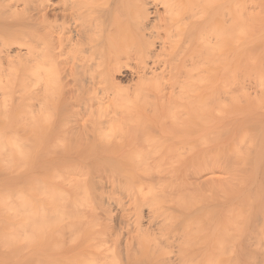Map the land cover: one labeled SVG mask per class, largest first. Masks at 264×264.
<instances>
[{
    "label": "bare ground",
    "instance_id": "obj_1",
    "mask_svg": "<svg viewBox=\"0 0 264 264\" xmlns=\"http://www.w3.org/2000/svg\"><path fill=\"white\" fill-rule=\"evenodd\" d=\"M38 2L0 0V264H264V0Z\"/></svg>",
    "mask_w": 264,
    "mask_h": 264
},
{
    "label": "rangeland",
    "instance_id": "obj_2",
    "mask_svg": "<svg viewBox=\"0 0 264 264\" xmlns=\"http://www.w3.org/2000/svg\"><path fill=\"white\" fill-rule=\"evenodd\" d=\"M38 1H40V0H27V6H26V8H25V10H27V11H30V10H33V8L36 6V3H39ZM48 3V2H50V3H52L53 4V6L55 7V8H57L59 5H60V3H61V0H43V3ZM20 7H22V6H19L18 7V9H20ZM24 10V9H23ZM17 15L18 14H16V17H17ZM20 16L21 15H23V13L22 14H19ZM20 16H19V18H20ZM19 18H16L15 19V15L13 16V15H11L10 17H8V20L9 19H12V20H18ZM22 18V17H21ZM59 24H60V20H59V18L58 17H54V16H52V15H50L49 16V19H48V21L45 23V25H46V27H49V28H55V29H57L58 28V26H59ZM41 30V29H40ZM115 45H118V43H116V44H112L111 46H109V49L107 50V53H106V55H104V56H102L101 58H99V60H102V61H104V62H106L107 60H108V53H109V50H110V48L112 47V46H115ZM58 47H59V45H58V42H57V39H56V33L54 34V37H53V40L52 41H48L47 42V49H46V56H47V58H50L49 56H48V53L50 52H54L55 54H54V56H52V59L54 60V61H60V57H59V53H58ZM121 47L122 46H120L119 47V50L121 49ZM46 62H48V60L46 59ZM133 65H134V63H133V61L131 60L130 62H129V64L126 66V68L124 69V71L120 74V73H118V74H116L114 77H115V79H116V82H117V85L124 91V92H129V91H132V89H134L133 87H135L136 85V83H137V80H138V78H137V75H136V73H134V69H133ZM132 68V69H131ZM98 69H99V67H96L95 69H94V74L96 75V74H98ZM50 72H52V71H50ZM60 73H61V71H60ZM51 74V73H50ZM53 74H55V77H54V79L50 82H48L47 80H46V75L44 74L43 76V91H45L46 92V89H47V91L50 93V92H53V94L55 93H57V94H59L57 97H62L63 95H65V94H68L69 95V93L72 91V90H74L75 91V87H77V84L79 85V84H82V82H84L85 81V78H86V76H78V78H76V79H73L70 75H68V77L66 76L65 77V74H64V76H63V73H61V75L59 74V73H57V71L56 72H54ZM49 75V74H48ZM47 75V76H48ZM50 76V75H49ZM52 76V75H51ZM70 76V77H69ZM49 80H50V78H48ZM52 79V78H51ZM45 80H46V82H45ZM45 82V83H44ZM47 83V84H46ZM36 89H38V90H36ZM35 91H39L40 90V88H35L34 89ZM68 91H70V92H68ZM73 91V92H74ZM60 92V93H59ZM67 92V93H66ZM63 94L62 96L60 95V94ZM65 93V94H64ZM54 96V95H53ZM56 96V95H55ZM187 109L188 108H184L183 106H181V107H179V109L177 110L178 112H176L177 113V119H175V120H177V122L178 123H181V124H183L184 122H186L187 123V118H188V114L186 113V111H187ZM155 116V115H154ZM154 119H155V117H154ZM69 120V119H68ZM157 122H155L154 120H153V123L151 124V125H154V124H156V123H160V124H162V125H169V124H171V123H173V121L174 120H172V116L169 114V113H161V115H158L157 113H156V119H155ZM197 122H198V119L196 120ZM195 121V122H196ZM65 122V121H64ZM64 122L61 124L62 125V127L60 128V130L62 129V128H64V127H66V128H68L69 127V124H70V122H68V123H66V124H64ZM196 122V123H197ZM63 141V140H62ZM65 141V140H64ZM67 141V140H66ZM68 142V141H67ZM54 148H55V150L53 149V151L51 150V152H49V154L50 153H52V154H57V155H59V154H62V152L60 151V146L58 145V144H56L55 146H53ZM248 147H250V145L248 146ZM51 155V154H50ZM253 159V156L251 155L250 157H249V159ZM264 167V166H263ZM262 170V169H261Z\"/></svg>",
    "mask_w": 264,
    "mask_h": 264
}]
</instances>
